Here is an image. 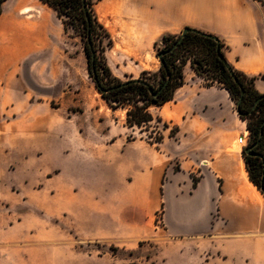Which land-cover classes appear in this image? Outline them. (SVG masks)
Wrapping results in <instances>:
<instances>
[{"label": "crops", "instance_id": "crops-1", "mask_svg": "<svg viewBox=\"0 0 264 264\" xmlns=\"http://www.w3.org/2000/svg\"><path fill=\"white\" fill-rule=\"evenodd\" d=\"M28 2H5L0 15V180L27 202L40 194L57 203L83 240L131 251L152 244L146 264H264V195L242 152L231 150L247 128L227 90L192 75L157 112L174 135L167 128L159 146L114 139L92 153L70 123L54 130L48 101L34 99L22 79L33 53L47 56L53 39L49 24L19 19L22 8L32 10ZM170 7H202L207 23L189 26L217 36L228 62L264 94V0Z\"/></svg>", "mask_w": 264, "mask_h": 264}, {"label": "rangeland", "instance_id": "rangeland-1", "mask_svg": "<svg viewBox=\"0 0 264 264\" xmlns=\"http://www.w3.org/2000/svg\"><path fill=\"white\" fill-rule=\"evenodd\" d=\"M49 1L55 8L41 0H29L32 10L22 8L18 17L38 26L49 24L53 39L49 42L48 55L42 58L41 52H34L29 60L31 74L22 79L25 78L27 90L34 99L48 101L54 130L64 122L70 123L73 133L91 145L92 153L102 152L106 144L110 148L114 139H145L151 143L158 132L164 134L167 128H170L169 135H174L175 128L157 122L161 106L150 107L154 120L143 128H129L126 110L109 107L90 72L85 51L87 29L81 7L76 3L65 6L59 5L57 0ZM85 1L98 62L105 61L112 76L122 82L139 79L144 73L159 72L161 63L154 44L160 42L163 35H180L190 24L201 25L209 19L202 7H170V0ZM192 75L204 86L223 87L199 76L191 65L185 66L184 83L185 79L190 83ZM234 105L237 113L236 102ZM246 128L249 130L247 121ZM237 140L238 136L231 150L242 152L243 156ZM245 168L248 173L246 164ZM45 169L49 177L57 172L53 162ZM9 180H0V264H146L153 256L152 244L143 243L147 249L131 251L83 240L72 230V221L64 219L57 203H43L40 194L35 202H27L9 186Z\"/></svg>", "mask_w": 264, "mask_h": 264}, {"label": "trees", "instance_id": "trees-1", "mask_svg": "<svg viewBox=\"0 0 264 264\" xmlns=\"http://www.w3.org/2000/svg\"><path fill=\"white\" fill-rule=\"evenodd\" d=\"M5 1L0 0V15ZM41 1L55 8V5L49 0ZM57 1H59V5L65 6L76 3L81 7L84 15L87 10L85 0ZM188 28L189 31L183 35L182 40L173 50L171 48L178 41L180 35L166 34L162 36L160 42H155L157 56L163 54L158 73H144L139 79L126 82L113 77L105 61L98 62L96 54L94 63H92L87 44L85 51L96 88L111 109L126 110V125L129 128H143L154 120V116L149 111L150 107H160L171 101L176 90L184 85V68L187 64H190L199 76H205V78L223 85L231 99L236 102V105H239L240 118L247 121L250 132L247 147L259 141L249 153H246L244 149L243 157L250 181L264 195V94L256 90L255 77L246 76L234 69L228 62L225 56V45L217 36L195 28ZM93 68L96 70V76L93 74ZM257 100L256 107L250 112ZM157 122L162 121L158 118ZM164 127L167 128V125L164 124ZM261 130L263 131L262 135L260 134ZM163 138L164 135L158 132V137L151 144H160Z\"/></svg>", "mask_w": 264, "mask_h": 264}, {"label": "water", "instance_id": "water-1", "mask_svg": "<svg viewBox=\"0 0 264 264\" xmlns=\"http://www.w3.org/2000/svg\"><path fill=\"white\" fill-rule=\"evenodd\" d=\"M187 31H189V28L188 27H186V28H184L182 31H181V33H180V37H179V39H178V41L174 44V46L171 48V50H173L175 47H177L178 46V44H179V42L182 40V37H183V35L187 32ZM88 42H89V45H91V39H90V35H88ZM162 55L163 54H160L159 56H158V58H159V60H160V63H162V61H161V57H162ZM93 74L96 76V70L93 68ZM258 103V100L255 102V104L253 105V107H252V109H251V111L250 112H252L253 111V109L256 107V104ZM236 110H237V113H238V115H241V112L239 111V105H236ZM261 135L263 134V131L261 130V133H260ZM259 143V141H257L256 143H254L253 145H251V146H249V147H246L245 148V152L246 153H249L257 144Z\"/></svg>", "mask_w": 264, "mask_h": 264}, {"label": "flooded vegetation", "instance_id": "flooded-vegetation-1", "mask_svg": "<svg viewBox=\"0 0 264 264\" xmlns=\"http://www.w3.org/2000/svg\"><path fill=\"white\" fill-rule=\"evenodd\" d=\"M85 23H86V29H87V35H91V31H92V21L90 20V17L88 15V11L85 10ZM88 45H89V42H88ZM89 52H90V55H91V60H92V63H94V58H95V53L93 51V46L92 45H89Z\"/></svg>", "mask_w": 264, "mask_h": 264}, {"label": "built area", "instance_id": "built-area-1", "mask_svg": "<svg viewBox=\"0 0 264 264\" xmlns=\"http://www.w3.org/2000/svg\"><path fill=\"white\" fill-rule=\"evenodd\" d=\"M249 136L250 132L248 129H246L245 132L239 136L237 143L241 150H244L248 146Z\"/></svg>", "mask_w": 264, "mask_h": 264}]
</instances>
